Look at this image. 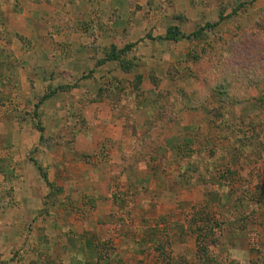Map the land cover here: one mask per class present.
Segmentation results:
<instances>
[{
	"label": "rangeland",
	"instance_id": "374dc122",
	"mask_svg": "<svg viewBox=\"0 0 264 264\" xmlns=\"http://www.w3.org/2000/svg\"><path fill=\"white\" fill-rule=\"evenodd\" d=\"M221 11L223 20L203 31L198 40L160 39L170 27L176 26L188 36L206 24H215ZM10 23L14 27H10ZM257 32L261 37L255 36ZM0 40L5 51L12 48L14 41L19 56L2 58V69L9 75L14 74L8 80V86L14 89L7 90V95L0 92V107L7 104L12 117L17 116L21 121L23 131L35 132L37 127L44 130L36 147L31 140L22 145L13 139L3 141L1 133H11L13 129L1 125L0 120V264H179L172 261L170 254L176 236L166 234L181 232V224L186 225V231L197 227V255L201 260L198 264H206L205 260L225 264L224 255L220 257L217 251L220 243L216 241L229 237L224 234L213 239L217 231L225 227L221 219L210 216L219 211L230 215H227V228L238 230L244 237L250 262L264 264V242L258 233L261 230L264 234V195L254 192L257 187L264 190V151L258 161L243 165L242 169L229 167L221 173L222 177L215 172L212 187L204 188L203 194H199L209 204L197 206L177 222L171 221L176 223L168 224L166 230L153 228V222L149 223V228L141 229L142 222L132 211L135 210L134 200L117 197L122 202L118 204L120 217L113 222L114 228L102 229L101 236L91 238V246L100 244L97 252H93L95 248L91 251L90 247L79 248L83 244L76 235L77 228H83V216L89 217L96 208L85 194L76 199L72 194L64 197L69 189L47 188L43 175L46 162L37 154L47 147L56 153L71 149L79 133H88L99 137L97 151L81 154L79 162L104 163L111 160V153H116L113 149L118 148L120 152L128 143L134 145L135 136L145 138L159 132L166 148L153 154L170 164L164 174L172 181L177 164L176 147L184 146L182 140L205 116L210 117L208 112L223 114V117H214L216 124L223 118L232 123L233 126L226 129L228 135L246 138L255 133L264 144V102L249 98L234 107H220L209 93L203 108L182 110L176 116L172 105L178 84H184L187 92H205L207 78L215 76L214 72L219 71L223 60L230 56L234 64V57L242 59L239 61L242 65L249 64L247 60L252 61L259 66L260 76H264L262 0H0ZM127 46L132 47L121 60L124 64L131 63L129 69H123L118 61L97 65L106 59L112 47L120 51ZM22 69L26 71L24 77H21ZM36 69L42 70V74L32 75ZM137 76H141L140 84L135 83ZM261 86L264 87V83ZM60 87L69 89L57 90ZM52 91L55 94L43 101ZM167 91L171 93L166 97L169 103L164 99ZM260 96L264 99V88ZM44 104L47 107L43 108ZM256 117L262 123L252 127L251 120ZM117 129L125 138L120 141L122 146H115L117 141H109L105 136ZM212 135L213 142L220 145L216 130ZM133 145L125 152L122 166L134 172L139 167H150L146 156L133 159ZM2 156L10 158L8 166L1 161ZM33 164L41 166L38 183L26 188L23 183L19 184L22 179L18 171H26ZM1 165L7 166L12 176L1 179ZM113 166L115 173H120L121 165ZM148 183L150 186L154 182ZM123 184L124 188L126 183ZM174 186L177 188L178 183ZM221 191L229 202L227 209L225 203L215 204L214 196ZM140 198L142 195L135 200ZM257 198H262V202ZM242 201L247 205L237 208ZM21 203L29 207L28 217L21 212ZM152 209L147 207L146 214L154 215ZM234 212L242 214L241 220L233 217ZM56 216H61V220L52 218ZM153 224L156 226L155 222ZM157 234L162 236L161 240L157 239ZM139 238L140 243H137ZM125 245L129 249L127 254ZM141 249L143 251L139 252Z\"/></svg>",
	"mask_w": 264,
	"mask_h": 264
},
{
	"label": "crops",
	"instance_id": "0c3cea01",
	"mask_svg": "<svg viewBox=\"0 0 264 264\" xmlns=\"http://www.w3.org/2000/svg\"><path fill=\"white\" fill-rule=\"evenodd\" d=\"M264 2V0H262ZM10 27H14L9 24ZM14 42V41H13ZM12 42V48L8 50L6 48V51L4 47H2L1 40H0V66L1 61L6 58L9 59L11 57H18L16 53V50L14 46H16L15 43ZM13 55V56H12ZM2 59V60H1ZM11 59V58H10ZM7 61V60H6ZM21 71V77L26 75V71L24 69ZM42 70L36 69L35 71H32V75H39V73ZM25 75H24V74ZM14 74L9 75L6 73L5 70H3L2 78L0 74V92L3 91L4 94L7 95V90L14 89V86L11 85L8 86V80L9 78H13ZM5 85V86H4ZM9 88H8V87ZM5 87V88H4ZM8 88V89H7ZM5 97V96H4ZM6 99V98H4ZM6 104V103H5ZM7 105V104H6ZM1 105L0 107V120L1 125H9L13 129V132H7V134L1 133V140H10L13 139L16 142L22 143L26 141H32V145L35 147L37 146V142L40 139V133L39 131L35 130L28 132L26 129L25 131L22 130L21 121L17 120L16 117H12L11 111L7 110L8 106ZM80 106V105H79ZM47 107L45 104L43 105V108ZM207 116H205L204 119H206ZM22 118V117H21ZM200 125V124H199ZM196 129L192 130L189 134V136L184 138L182 140V143H184V146L176 147L178 148V151H176L177 155V164L175 166V176L173 177V182L171 181V178L169 175H165L168 171V166L170 165L166 159H164L163 164L160 168H156L151 163L150 167H139L137 168V171L134 172V170L126 167L124 168V164H121L122 161L125 158V152L127 151L129 146H132L133 143H128L125 147H121L122 149L120 152L118 151V148L113 149L114 153L110 154L111 160L109 162L104 163H98L95 162V164H87V163H81L79 162V158L82 157L81 154H89L93 151H97V141L99 139L98 136H91L88 135V133L83 134L79 133L76 136L74 147L71 149H68L66 151H59V153L53 151L52 148L47 147L43 150L38 151V155L40 156V159H43L44 162V171H45V182L47 183V188L55 187L62 190H68L67 192H64V197H69V195H74V198H78L80 195H86L91 200V204L94 208H96V211H91L89 217L85 214L83 216V228L78 229L76 231V235L80 237L82 244L79 245V248L84 249L86 247H90L89 251H91L93 248V252L100 251L98 243H94L91 246V238H94L95 236H101L103 234V230L109 229L112 230L114 228L113 222L118 221V218L120 217L118 214L119 210V203L122 202V200H118L117 197L123 196L126 199L130 198L133 199L135 202V210H132L134 213V216L138 218L142 222L141 229L149 228V223L155 222L156 220H159L160 218H164L165 221L162 223L158 221V225H154L152 223L153 228L155 229H167V225L171 226L172 224L176 223V220H180L181 217L187 213H192V210L197 208L199 205H207L209 203L207 199L203 198V196H200L199 194H203L204 188H211L212 187V180L215 179V172H209V176L211 177V181L205 182L203 180V177L197 173V171L193 169H190L187 174L188 177L183 176V173L181 171V168L179 167L180 157L182 154V150H185L188 144H192L195 141V137L197 135L198 127ZM116 130V128H115ZM216 130L217 133V140L221 142L220 145H216L215 142H213V135ZM224 130L220 129L219 127H211L209 130V139L211 141V145L213 147H226L228 145V140L220 138V134H223ZM12 135V136H11ZM107 138H109V141H117V144L115 146H122L120 144V141L125 140L123 138L121 130H118L116 132H112L110 134H105ZM31 138V139H29ZM101 139V138H100ZM134 138H131V141ZM91 142L87 145L88 142ZM86 143V144H85ZM192 146V145H191ZM164 147V146H163ZM166 148V147H164ZM23 150V149H22ZM166 151V150H165ZM128 153V152H127ZM3 163L8 166L10 163V158L8 156H2ZM113 165H121L119 166L121 171L120 173H115L116 167ZM7 166L2 167L1 165V179L6 178L7 176H12L11 173L7 172ZM113 166V167H112ZM38 164L29 165L28 170H19L18 173L21 176L20 179H22V182L19 184L25 185L26 188H33L34 185H37L38 179L37 175L39 172ZM41 167V166H40ZM233 167V169H242V166H230ZM114 168V169H113ZM156 168V169H155ZM42 169V170H43ZM132 170V171H131ZM184 172V171H183ZM34 175H32V174ZM165 173V174H164ZM16 175V174H15ZM23 176V178H22ZM219 177H222L220 175ZM5 179V180H6ZM123 182H125V187L123 188ZM148 182H154L153 185L149 186ZM174 183H178V187L174 186ZM212 183V184H211ZM200 191V192H199ZM254 192H257V189L254 188ZM142 195V198H140L139 201L135 200L137 197ZM223 197V198H222ZM215 204L219 206V204H226L225 208L228 207V200L225 199V195L223 191H221L220 195L214 196ZM75 199V200H76ZM33 198L31 199V201ZM258 202H262V198H257ZM205 201V202H204ZM26 202H29L26 200ZM33 203V201H32ZM235 202H231L229 210L231 207H233V204ZM264 203V200H263ZM220 204V205H221ZM239 206L241 209L244 208V206L247 205L246 202L242 201L240 202ZM147 207L149 210H152L155 212L154 215L146 214ZM151 207V208H150ZM83 208L85 209V204H83ZM227 209V208H226ZM20 210L23 213V215L28 217V214L30 212L29 207L27 205H23V203L20 204ZM239 212H234L233 217H238L237 220H241L242 214H237ZM61 216H65L63 212H60ZM190 215V214H189ZM226 215V216H225ZM228 212H217L214 214H210L212 219H221L223 221V227L222 230H219L221 232L215 233L216 235L213 236V239H217L219 235H226V237H229L226 240H218L216 242H219L220 244L217 245V251L219 252L220 257L224 255V261L225 264H253L250 262L251 257L249 256L250 251L247 250L246 242L242 237V234L235 229L227 228L228 223ZM52 217L54 220H61L62 217ZM119 216V217H118ZM225 216V218H224ZM220 217V218H219ZM251 217V216H249ZM256 218V216H252ZM260 218V217H259ZM262 219V218H261ZM260 219V220H261ZM234 221L233 219H229ZM176 221V222H171ZM93 226V227H91ZM193 226V225H192ZM64 227V224L62 225ZM157 227V228H156ZM181 232L178 231H170L166 235L170 236H176L172 241V251L170 252L172 261L174 263L181 262H188L189 264H198V262H201L199 260V256L197 255L199 252V247L197 246V238L199 237L198 233H196L195 229L197 230L196 226H193L191 230L186 231V225L183 226L181 224ZM103 229V230H102ZM184 229V230H183ZM125 231V229H123ZM60 232V231H59ZM166 232V231H165ZM238 232V233H237ZM259 236H261L262 241L264 242V234L261 233V230L258 231ZM58 235V234H57ZM60 236L62 234H59ZM139 235V233H138ZM142 235V234H141ZM140 235V236H141ZM158 235V234H157ZM132 235H130L131 237ZM164 237V236H163ZM141 238V237H140ZM140 238L136 241L137 243H140ZM162 236L158 235L157 239L161 240ZM182 238V239H181ZM212 239V238H210ZM131 242V240H130ZM129 242V243H130ZM185 242V243H183ZM212 243V242H211ZM161 246L163 243H160ZM146 245V244H145ZM143 245V247L145 246ZM264 245V244H263ZM125 247L126 254L129 252L128 245L123 246ZM259 247V246H258ZM264 248V247H263ZM143 251L142 249L139 250V252ZM158 255V254H157ZM158 259V258H157ZM221 259V258H220ZM203 261V260H202ZM206 264H214L213 262H210V260H205ZM204 261V262H205ZM170 262V261H169ZM168 263V261H167ZM215 264H218L215 262ZM256 264V262H255Z\"/></svg>",
	"mask_w": 264,
	"mask_h": 264
},
{
	"label": "trees",
	"instance_id": "16d2710c",
	"mask_svg": "<svg viewBox=\"0 0 264 264\" xmlns=\"http://www.w3.org/2000/svg\"><path fill=\"white\" fill-rule=\"evenodd\" d=\"M223 20L222 11L219 14V21L215 24H206L204 27H201L199 30L191 33L188 36H185L181 33L178 27H170L167 29L165 35L160 38L162 41L169 42H179L182 39H200L201 34L206 29H212L218 25L220 21ZM260 30V29H259ZM262 33V31L260 30ZM257 38L261 37L260 33H254ZM132 46H127L122 50H116L115 47H112L107 54L106 59L97 63L98 66L102 65L108 61H118L121 63V67L125 70L129 69L131 63L121 60V57L130 50ZM230 59L223 60L222 68L219 71L214 72L215 76L207 78V83L205 85V92L185 91L184 84H178L174 89L175 96L172 100L174 107V116L178 115L182 110H197L204 107L208 102V94L210 97L216 101L220 107H234L235 105L249 99L254 98L259 103L264 102L263 97L260 96V91L262 90L261 84L264 83V76H260L259 69L257 64L253 63L250 60H247L249 64H239L242 59L237 57L235 58V64L233 60ZM238 59V60H237ZM237 60V62H236ZM3 64L1 63V78L3 74L2 69ZM259 72V73H258ZM262 75V74H261ZM141 76L135 78V83L140 84ZM189 83V82H185ZM261 83V84H260ZM190 85V84H188ZM191 86V85H190ZM137 87V86H136ZM67 87H60L57 90H66ZM190 93V94H188ZM55 94V91H52L51 94H47L43 97V101L50 99L52 95ZM164 99L170 92L164 93ZM168 103L171 102L167 100ZM139 104V103H138ZM218 113V114H216ZM208 112L209 118L204 119L198 127V133L195 137V141L192 144H188L186 149L182 152L179 162V167L183 173V176L188 177L187 172L190 169L197 171L199 175L203 177L205 182L211 181V177L208 175L209 172H217L220 176L225 173L230 166H243L249 165L252 162L258 161L264 151V144L260 141L259 134H251V136L246 138H238L236 136H231L226 133V129L229 130L232 123H228L223 118L222 122L216 124L215 118L218 116L223 117V114L220 112ZM215 117V118H214ZM255 120V123L254 120ZM251 121V126L261 124L260 118H253ZM217 125L220 129L224 130L223 134H220V138L227 139L228 145L226 147H213L209 139V130L211 127ZM233 126V125H232ZM256 129V128H255ZM37 130L41 134L40 139H42L43 128L37 127ZM192 145V146H191ZM162 138L159 132H156L154 135H147L145 138H138L135 136V143L133 145V159L141 156L148 157L149 162L156 168H160L164 162V159L158 158L153 153L156 151H162ZM163 152V151H162ZM128 167V166H127ZM126 168V167H125ZM155 168V169H156ZM41 170V167H38ZM225 171V172H224ZM222 173V174H221ZM44 177L45 174L43 173ZM259 195H264V190L257 187ZM120 204V203H119ZM236 208V207H235ZM158 221H165L164 218L156 220L155 223L158 225Z\"/></svg>",
	"mask_w": 264,
	"mask_h": 264
}]
</instances>
